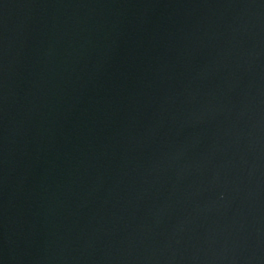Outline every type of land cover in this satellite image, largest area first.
I'll use <instances>...</instances> for the list:
<instances>
[{
	"label": "water",
	"instance_id": "water-1",
	"mask_svg": "<svg viewBox=\"0 0 264 264\" xmlns=\"http://www.w3.org/2000/svg\"><path fill=\"white\" fill-rule=\"evenodd\" d=\"M0 264H264V0H0Z\"/></svg>",
	"mask_w": 264,
	"mask_h": 264
}]
</instances>
